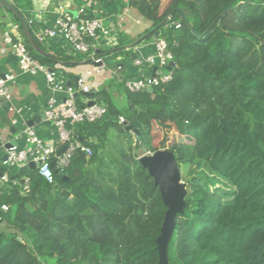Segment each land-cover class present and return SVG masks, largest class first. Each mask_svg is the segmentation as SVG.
I'll return each mask as SVG.
<instances>
[{
	"label": "trees",
	"instance_id": "trees-1",
	"mask_svg": "<svg viewBox=\"0 0 264 264\" xmlns=\"http://www.w3.org/2000/svg\"><path fill=\"white\" fill-rule=\"evenodd\" d=\"M77 1L93 15L91 5ZM97 1L94 16L132 6L152 22L146 38L157 31L166 41L171 79L139 92L118 83L123 110L108 94L97 100L105 114L72 126L92 154L75 151L51 183L35 168L12 172V180L8 175L0 187V222L9 230L0 231V264H158L156 239L167 208L139 151H159L153 124L170 122L182 137L164 150L174 155L185 195L166 264H264V56L253 57L255 66L243 59L248 42L264 50V0ZM13 4L26 20L29 0ZM176 7L191 28L179 11L167 19ZM20 31L31 55L48 68L70 59L36 52Z\"/></svg>",
	"mask_w": 264,
	"mask_h": 264
},
{
	"label": "crops",
	"instance_id": "crops-1",
	"mask_svg": "<svg viewBox=\"0 0 264 264\" xmlns=\"http://www.w3.org/2000/svg\"><path fill=\"white\" fill-rule=\"evenodd\" d=\"M8 1L13 4L14 0ZM47 1L29 0L30 7L26 10V14H28L27 19H34L33 24L30 25L34 36L39 28L53 26L56 15L54 7L58 2L63 3L70 10L78 7L77 0H49V4L45 5ZM79 1L85 5H91L92 14L98 15L97 0ZM99 18L102 29L92 41L93 50L96 54L103 51L99 55L103 61L102 69L97 75L94 73L95 65L83 55L78 58L77 56L80 54L75 53L71 46L60 37L50 38L43 43L39 42L45 50L38 47L41 51H46L47 54L54 57L61 54L70 58L68 61L57 60L54 66L57 79L62 83L67 84L69 80L73 81L74 76H83L89 87L96 88V92L89 96L78 94L79 104L87 103L90 100H99L97 96L104 90V94H108L117 107V103L125 106L123 88L117 85L119 79L138 78L152 74L156 67L145 64L135 65L134 59H143L154 53L153 42L159 32L157 35L154 33L153 36L146 38L155 28L152 29V22L142 17L132 6H126L120 14ZM10 20L13 21L12 17L0 2V77L5 73L13 75L9 84L11 100L10 102L0 101V139L3 142L15 139L19 146H23L21 132L30 121L31 127L40 137L56 144L58 142L56 129L46 120L44 115L47 100L51 95L44 76L41 73L30 75L21 72L18 69L17 57L3 42L2 33L8 26L7 24L11 22ZM117 45L120 47L111 53L105 52ZM129 53L133 55V58ZM87 71H90L91 75H86ZM72 86L75 87V83H72ZM55 96L57 100L63 98V94L60 92L56 93ZM4 153L5 149L0 148V159ZM18 168L9 167L8 172L5 173L10 176L12 172H18Z\"/></svg>",
	"mask_w": 264,
	"mask_h": 264
},
{
	"label": "built area",
	"instance_id": "built-area-1",
	"mask_svg": "<svg viewBox=\"0 0 264 264\" xmlns=\"http://www.w3.org/2000/svg\"><path fill=\"white\" fill-rule=\"evenodd\" d=\"M126 1V0H125ZM49 4V0L45 5ZM55 18L52 27H41L35 33L38 42L43 43L50 38L60 37L67 42L72 50L86 57L93 64L100 63L94 68L97 75L102 69V58L93 50L92 41L97 37L98 32L102 29L101 19L98 16L87 15L84 5L70 10L63 3L58 2L55 7ZM171 17H167L169 20ZM7 27L3 30V42L17 57L18 69L23 73L36 75L41 73L51 92L47 100L44 115L46 120L53 125L58 135V142L52 143L40 137L31 126H24L21 136L23 146L17 143L5 149L6 159H0V164L9 167H21L29 162H34L37 173L47 182L53 181V173L56 170L61 173L65 169L75 151H81L90 156L91 148L76 138L73 134L72 126L81 122H94L100 119L106 112L104 104L95 100L94 104H79L75 93L78 91L86 92L89 85L85 83V78L79 76L76 86L67 85L57 79L56 72L50 71L49 68L34 58L27 48L24 37L20 32L19 24L10 20ZM33 18H28L26 23L32 25ZM178 28L180 22L174 23ZM154 53L145 58H135L134 64L148 65L156 67L154 74L138 78L119 79L123 88L130 92H139L147 88L157 86L168 82L172 73L166 70L169 66L172 54L167 47L166 41L162 37L154 39ZM118 68V67H117ZM86 75H91L90 71ZM13 75L5 73L0 77V101L10 102L11 90L10 81ZM62 93L63 98L57 100L56 93ZM119 122L124 123V118L119 116ZM66 145L65 150L57 155V151ZM55 160L54 166L51 167V161ZM23 190L27 191L26 177L22 179ZM8 181V175L5 172L0 173V187ZM3 211L7 210L6 205H1Z\"/></svg>",
	"mask_w": 264,
	"mask_h": 264
},
{
	"label": "water",
	"instance_id": "water-1",
	"mask_svg": "<svg viewBox=\"0 0 264 264\" xmlns=\"http://www.w3.org/2000/svg\"><path fill=\"white\" fill-rule=\"evenodd\" d=\"M0 2L2 6H4L13 15L17 17L22 33L24 34L29 44L33 47V49L40 54H44V52L41 51L40 48L33 41V38L26 25L25 19L23 15L19 12V10L8 0H0ZM175 11L181 12V15L184 18L186 24L191 28V25L186 20L185 12L182 11L180 8L178 7L174 8L169 13L168 16L171 17ZM155 34L157 35L158 32L156 31ZM173 64L174 63L172 61L169 62L168 70L172 68ZM94 65L98 66L100 65V63L94 64ZM49 70L53 71L54 69L49 68ZM154 71L155 69H153L152 74H154ZM77 79H78V76H74L73 81L69 80L67 82V85H72V83H75L76 85ZM147 90L152 91V87L147 88ZM94 92H96V88L91 86L89 87L88 91L86 92L78 91L74 95L75 97H77L78 94L89 96ZM104 93L105 91L103 90L101 94L97 96V99L99 100L102 99ZM94 103H95V100H90L88 101L87 104L91 105ZM124 124L126 125V122H124ZM27 125L31 126L32 124L29 121ZM126 128L129 129L133 133L134 132L138 133L137 129L132 127L131 125H126ZM15 144H16L15 139H10L4 142L0 139V148H3V149H7ZM65 148H66V145L61 147L57 151V155L61 154L65 150ZM1 159L2 160L6 159L5 153L1 156ZM139 162L147 169L148 173L153 177L154 184L159 187L162 200L167 208L165 212V216H164V222L161 228V233L156 239L157 249H158V258H159L158 264H166V259H165L166 244L174 228L175 215L181 212L182 210L183 197L185 195V188L182 183L180 184L179 169L176 165L174 155L170 151L159 150L154 153L142 155L141 157H139ZM54 163H55V160H52L51 167L54 166ZM34 168H35L34 162H29L27 165L19 167L18 172H23L27 169H34ZM2 172H8V168L4 165L0 167V173ZM55 172L57 171L55 170ZM59 176H60V173H59ZM10 179L12 180L13 176H10Z\"/></svg>",
	"mask_w": 264,
	"mask_h": 264
},
{
	"label": "rangeland",
	"instance_id": "rangeland-1",
	"mask_svg": "<svg viewBox=\"0 0 264 264\" xmlns=\"http://www.w3.org/2000/svg\"><path fill=\"white\" fill-rule=\"evenodd\" d=\"M248 44H249L248 52L243 57V59H249L251 62H253V65L255 66L257 64V62H255L253 57L256 56L260 59L262 56H264V50L259 48V47H256L255 45H253L250 42H248ZM241 45H242V43H241ZM117 104H118V108L120 110L124 109L123 105H121L120 103H117ZM168 125H169V127H164V126H161L160 123H158V124L154 123L153 127H152V132L154 135L153 142L158 148H160V150H164V147L166 145H168L171 141L178 140L182 137L180 135V133L174 128L173 122H170V124H168ZM139 153L141 156L145 155V154H150L149 152H143V151H139ZM179 173H180V184H181L182 173L180 172V170H179ZM1 230L4 232H9V230L5 227V225L0 222V231ZM42 263L43 264H55L52 259H44Z\"/></svg>",
	"mask_w": 264,
	"mask_h": 264
}]
</instances>
